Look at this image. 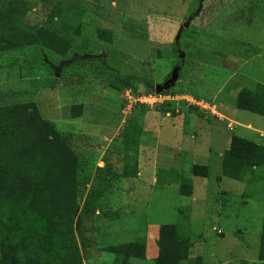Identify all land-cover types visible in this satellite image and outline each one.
Returning a JSON list of instances; mask_svg holds the SVG:
<instances>
[{"label": "rangeland", "instance_id": "rangeland-1", "mask_svg": "<svg viewBox=\"0 0 264 264\" xmlns=\"http://www.w3.org/2000/svg\"><path fill=\"white\" fill-rule=\"evenodd\" d=\"M24 1L22 21L69 48L0 51V157L47 119L78 156L77 193L62 223L4 208L18 247L0 264H158L167 225L170 264H264V114L237 108L264 103V0ZM234 135L263 157L240 180L224 171Z\"/></svg>", "mask_w": 264, "mask_h": 264}, {"label": "trees", "instance_id": "trees-1", "mask_svg": "<svg viewBox=\"0 0 264 264\" xmlns=\"http://www.w3.org/2000/svg\"><path fill=\"white\" fill-rule=\"evenodd\" d=\"M24 5V0H0V51L33 45L53 47L64 54L69 43L63 36L49 27H32L22 21L20 13ZM145 85L151 88L149 84ZM258 87L262 89L264 100V86ZM2 105L0 101V129L7 124ZM256 107L250 102H242L240 98L237 101L240 110L264 114L263 102ZM13 111L21 114L18 109ZM21 129V150L7 158L0 157V252L10 259H14L18 246L11 237L10 224L4 220L10 211L5 213L4 208L14 209L17 206L21 211H30L44 226L45 213L62 223L74 213L77 193L78 156L55 124L47 119H37ZM259 149L247 139L232 136L228 155L224 159L226 176L240 180L261 165L263 157L257 152ZM194 169L198 175L202 174L199 166L195 165ZM130 172L124 171L118 176H129ZM90 195L86 207L98 198L97 190ZM262 232L261 259L264 260V224ZM18 236L22 243H32L34 238L45 237V232L27 237L24 231H20ZM178 237L172 225H167L166 232L162 231L158 242V264H170Z\"/></svg>", "mask_w": 264, "mask_h": 264}, {"label": "water", "instance_id": "water-1", "mask_svg": "<svg viewBox=\"0 0 264 264\" xmlns=\"http://www.w3.org/2000/svg\"><path fill=\"white\" fill-rule=\"evenodd\" d=\"M177 71H178V68H175L173 70L172 77L167 82H165L164 84L157 86L156 91L162 92L164 89H167L170 85H172L174 83L175 79L177 78Z\"/></svg>", "mask_w": 264, "mask_h": 264}, {"label": "built area", "instance_id": "built-area-1", "mask_svg": "<svg viewBox=\"0 0 264 264\" xmlns=\"http://www.w3.org/2000/svg\"><path fill=\"white\" fill-rule=\"evenodd\" d=\"M160 97V95H158V98ZM148 99H151V100H153V101H148ZM140 100H142V101H144V102H150L151 104H153V103H155V100H157V98H155L154 96H152V95H148V96H143V97H141L140 98ZM160 100V99H159Z\"/></svg>", "mask_w": 264, "mask_h": 264}]
</instances>
